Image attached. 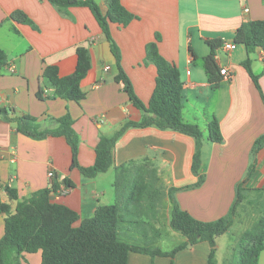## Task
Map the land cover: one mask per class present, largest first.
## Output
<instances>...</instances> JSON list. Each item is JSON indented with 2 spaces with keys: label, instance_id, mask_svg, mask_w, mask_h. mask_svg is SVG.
I'll list each match as a JSON object with an SVG mask.
<instances>
[{
  "label": "crops",
  "instance_id": "obj_1",
  "mask_svg": "<svg viewBox=\"0 0 264 264\" xmlns=\"http://www.w3.org/2000/svg\"><path fill=\"white\" fill-rule=\"evenodd\" d=\"M94 1L104 15L105 0ZM120 3L136 17L126 26L109 24L120 67L136 97L147 105L157 70L145 62V47L158 35V53L175 65L183 84V120L196 124L202 132L198 171L202 183L194 186L198 176L191 170L196 147L193 137L155 126L125 128L127 123H139L145 114L129 101L123 84L115 81L118 66L110 43L87 7L63 11L48 0H0V48L7 58L0 69V107L9 111V117H33L44 130L57 128L55 120L69 114L78 139L80 167L94 164L101 137L112 138L125 128L112 148L109 169L88 178L71 167V149L64 137L29 138L0 114V200L15 205L8 200L6 185L21 200L56 184L58 189L50 193L53 203L66 206L80 219L91 217L100 206L115 204L120 214L118 236L123 242L169 252L185 242L169 226L171 197L192 218L216 221L227 216L237 185L253 166L241 186L243 199L233 223L224 233L240 225L239 239L264 210V147L253 153L255 140L264 134V55L260 50L248 54L243 46L234 44L233 36L242 23L264 21V0ZM16 10L25 13L35 28L11 20L9 16ZM212 38L235 45L233 50L220 51L227 54L225 63L218 59L229 76L216 89L209 86L203 68L209 52L206 40ZM79 46L88 49L91 63L80 83L85 98L79 103L53 98L45 88L42 71L55 66L60 77L73 73ZM247 59L258 77L259 90L242 65ZM39 90L42 99L37 96ZM213 117L221 143L208 139L207 123ZM65 181L73 186H65ZM170 189H174L172 196ZM3 233L4 216L0 214V238ZM167 237L177 241L170 250L163 249ZM209 252L206 242L187 246L173 258L130 252L127 264H207Z\"/></svg>",
  "mask_w": 264,
  "mask_h": 264
},
{
  "label": "trees",
  "instance_id": "obj_2",
  "mask_svg": "<svg viewBox=\"0 0 264 264\" xmlns=\"http://www.w3.org/2000/svg\"><path fill=\"white\" fill-rule=\"evenodd\" d=\"M60 10L66 11L69 7H87L98 22L102 33L109 41L111 51L116 59L118 74L116 82L123 84V89L129 101L145 116L139 123H127L126 127L155 126L159 129H171L193 137L196 140L195 152L191 170L198 176L194 186L202 183L203 177L198 171L201 164L202 132L196 124L186 123L182 111L185 101L183 84L175 65L166 61L157 50L158 35L155 41L145 47V62L152 63L157 70L155 87L147 105H144L134 94L131 83L120 67V53L114 44L109 24L115 23L126 26L136 17L128 12L120 0H105L107 11L103 15L94 0H48ZM10 19L23 25L35 28L32 20L25 13L16 10L10 14ZM233 42L243 46L248 54L257 50L264 52V21H249L242 23L234 33ZM209 48L203 59V68L207 81L212 89L218 88L224 76L221 74V65L218 59L224 42L221 38L206 40ZM77 64L70 75L60 77L55 66H46L41 78L45 88L51 92L53 98L79 103L85 98L80 83L91 68L90 55L87 48H76ZM7 58L0 48V69L6 64ZM247 73L259 90L258 77L250 68L248 59L242 63ZM264 71V58H263ZM37 96L43 98L42 90ZM0 114L10 122L16 124L17 132L32 139H43L48 135L64 137L71 149L72 168H77L83 176L92 178L98 173L106 172L112 164V148L122 131L112 138L101 137L96 146V159L90 167H80L77 162V136L69 114L55 120L58 127L55 129L40 130L37 120L27 115L9 117V111L0 107ZM208 139L213 143H221L217 120L213 117L207 123ZM264 147V134L259 136L253 144V153ZM253 170L250 167L247 176L236 188V196L226 217L212 222H201L192 218L187 212L179 209L171 197L172 210L169 226L180 233L185 242L169 252L159 249H148L123 242L118 236L120 222L117 205H105L96 209L91 217L80 219L78 214L61 204L50 200V193L58 189L52 184L49 189L35 192L28 198L18 199L16 190L5 186L9 202L0 200V214L4 216V233L0 238V264H22L20 258L24 254L40 253V264H127L130 252L150 254L173 258L174 255L200 242H206L210 247L207 264H215L216 238L229 230L238 205L243 199L242 184L248 179ZM65 186L71 188L72 182L65 181ZM174 189H170L172 196ZM264 250V210L261 217L246 230L238 239L237 264H258L260 253Z\"/></svg>",
  "mask_w": 264,
  "mask_h": 264
},
{
  "label": "rangeland",
  "instance_id": "obj_3",
  "mask_svg": "<svg viewBox=\"0 0 264 264\" xmlns=\"http://www.w3.org/2000/svg\"><path fill=\"white\" fill-rule=\"evenodd\" d=\"M241 227L242 226L240 225H235V227L232 228L231 232H228L227 234H224L216 238L215 242L217 248L214 254V259L216 260L217 264H237V260H238L237 234H239ZM174 233H177L176 235H179L178 232L176 231ZM175 242L177 241L167 237L163 249L170 250L175 245ZM20 260L22 264H40V260H41L40 253L24 254L23 257L20 258ZM260 264H264V252L261 256Z\"/></svg>",
  "mask_w": 264,
  "mask_h": 264
},
{
  "label": "built area",
  "instance_id": "obj_4",
  "mask_svg": "<svg viewBox=\"0 0 264 264\" xmlns=\"http://www.w3.org/2000/svg\"><path fill=\"white\" fill-rule=\"evenodd\" d=\"M234 48H235V45H234V44H227V43H225V44L223 45V49H224V50H233ZM263 55H264V52H263ZM220 72H221V74H222L224 77H228V76H229L227 70H226L225 68H223V67L221 68ZM48 177H49V178H52V177H53V173H52V172H49V173H48Z\"/></svg>",
  "mask_w": 264,
  "mask_h": 264
},
{
  "label": "water",
  "instance_id": "obj_5",
  "mask_svg": "<svg viewBox=\"0 0 264 264\" xmlns=\"http://www.w3.org/2000/svg\"><path fill=\"white\" fill-rule=\"evenodd\" d=\"M224 57H227V54L225 52L220 53L219 58L222 63H225V60L223 59Z\"/></svg>",
  "mask_w": 264,
  "mask_h": 264
}]
</instances>
